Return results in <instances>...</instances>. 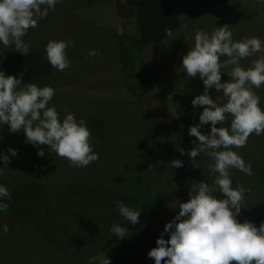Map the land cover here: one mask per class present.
I'll list each match as a JSON object with an SVG mask.
<instances>
[{
  "label": "rangeland",
  "instance_id": "374dc122",
  "mask_svg": "<svg viewBox=\"0 0 264 264\" xmlns=\"http://www.w3.org/2000/svg\"><path fill=\"white\" fill-rule=\"evenodd\" d=\"M181 19V27L172 38L147 44L141 51L132 48V38L137 35L133 0H62L50 10L48 16L30 28L25 40H31L30 52L46 56L44 46L49 40H71L66 49L71 62L63 71L54 70L52 77L39 81L38 86H52L56 93L50 102L61 117L65 112L83 117L91 132L93 150L98 159L86 167L70 165L66 158L48 151L37 155L38 149L25 143L22 132L8 131L5 124L0 129V153L8 155V149H17L11 163L4 167L0 178L10 182L36 179L47 187L52 197L61 199L66 187L81 182H96L106 188L124 191L133 200L132 208L141 211L136 225L127 221L129 236L119 240L107 238L99 232L103 211L92 207L79 211L71 227L70 245L67 250L55 252L49 249L31 227L22 230L0 231V264H88V259L99 252L111 257V264H154L147 253L156 247V240L164 225L171 220L178 198L177 168L168 164L173 159L188 157L194 164L197 182L210 185L208 164L211 158L201 153L195 161L187 153L194 147L195 137L188 128L199 123L203 106L193 108L191 101L202 94L204 85L199 77L191 79L180 68L182 57L193 44L198 29L209 33L216 26L229 25L234 40L258 37L264 40V3L260 0H166ZM182 25H187L183 28ZM91 49L97 55L88 56ZM13 50L0 45V53ZM264 52L241 61L244 67ZM153 72V89L140 96L136 85L138 77L147 78L143 70ZM222 74V81L228 80ZM264 108V84L254 88ZM218 103L226 102L222 90L209 93ZM101 120L95 128V120ZM230 118L222 125L227 126ZM94 125V128H93ZM158 129L149 138V127ZM210 131V122L201 128ZM179 149L184 150V155ZM252 165V175L231 169L230 175L249 191L244 204L250 215L260 224L264 221V135L250 134L241 148H233ZM0 162V167H3ZM161 192L167 198L162 217L148 214V206L154 193ZM96 214V215H95ZM10 224L0 215V228ZM145 230L148 240L140 242ZM168 239V234H164ZM130 245V246H129ZM166 259V258H165ZM163 264V260H162Z\"/></svg>",
  "mask_w": 264,
  "mask_h": 264
},
{
  "label": "clouds",
  "instance_id": "9594fccd",
  "mask_svg": "<svg viewBox=\"0 0 264 264\" xmlns=\"http://www.w3.org/2000/svg\"><path fill=\"white\" fill-rule=\"evenodd\" d=\"M62 0H0V45L14 47L21 54L30 53L31 40H25L30 28H36L38 22L45 19L50 10ZM264 3V0H260ZM187 28V25H182ZM166 37L172 38L174 32L165 27ZM193 44L182 57L180 68L187 77H199L204 85L202 94L192 99L193 108L203 106L199 113V123L188 128V134L195 137L194 147L187 155L193 161L201 154L211 158L208 164L210 177L215 179L210 185L201 180L189 191V199L180 203L172 220L164 225L163 232L156 240V247L148 251L147 256L154 264H264V221L259 227L254 222H240L245 194L249 191L242 184L232 186L231 169H237L246 175H252V165L245 162L233 148L243 147L250 134L264 135V108L260 96L254 88L264 84V55L250 61L244 67L241 61L264 52V40L252 36L234 40L229 25L216 26L210 33L198 29L194 33ZM71 40H49L44 46L47 62L51 68L63 71L71 62L66 49ZM98 49H91L88 56L97 55ZM222 74L230 79L222 81ZM211 89L222 90L226 102L218 103L209 94ZM56 89L52 86H38L36 83L22 82L15 75H6L0 70V129L8 125L9 132L25 136V143H31L43 157L48 145L49 152L66 158L70 165L86 167L98 159L93 150L91 132L83 117L76 118L75 113L65 112L63 117L54 104H50ZM230 118L227 126L222 125ZM210 122V131L203 133L202 126ZM3 137L0 136V140ZM184 155V150L179 149ZM8 155L0 153V175L4 167L11 163V157L18 154L17 149L9 148ZM168 164L179 168L183 161L173 159ZM195 164V163H194ZM196 165V164H195ZM197 166V165H196ZM198 167V166H197ZM219 190L223 198L214 193ZM11 199L9 189L0 184V212L9 208ZM119 215L136 225L140 221L138 211L123 201L115 204ZM183 218V219H182ZM0 231L8 232L7 225ZM110 232L117 239L129 236L127 226L114 223ZM168 234V239L164 234ZM166 258V259H165ZM88 264H111V257L99 252L88 259Z\"/></svg>",
  "mask_w": 264,
  "mask_h": 264
},
{
  "label": "trees",
  "instance_id": "16d2710c",
  "mask_svg": "<svg viewBox=\"0 0 264 264\" xmlns=\"http://www.w3.org/2000/svg\"><path fill=\"white\" fill-rule=\"evenodd\" d=\"M133 3L137 35L132 38L131 43L135 52L141 51L147 44L159 43L167 39L164 33L165 27L172 29L173 32L181 27L179 15L166 0H133ZM0 70H3L6 75H15L17 78H20L22 74V82L37 83L52 77L55 68H51L47 57L40 52H30L25 55L13 50H5L0 53ZM143 70L147 78L138 77L136 85L140 96L149 93L153 89L154 82L153 72L147 67ZM95 121V128H97L101 120ZM157 132L158 129L152 126L147 133L149 138H153ZM179 160L183 161V165L177 168L178 198L175 207H178L179 202H186L190 198V188L197 183L193 162L184 156ZM231 179L233 187L240 184L236 178L231 176ZM0 184H4L11 193V199L7 201L8 210L0 212V215L6 216L10 222L8 229L14 231L31 227L45 245L55 252L65 251L69 247L71 227L79 211L90 207L97 213L103 211L105 214L103 218L95 215L97 219H100L99 228L96 230L105 234L107 238H102L105 242L109 237L117 238L110 232L111 226L114 223L122 226L126 221L119 215L115 206L116 202L123 201L129 206L133 204L132 198L124 191L106 188L103 184L96 182L70 184L60 200L52 197L45 184L36 179L10 182L0 178ZM214 195L223 198L218 189ZM166 203L165 195L161 192L154 193L148 206L149 216L162 217ZM242 207L244 209L241 210L237 219L240 222L245 220L254 222L259 227L258 221L250 215L244 203ZM177 211L178 208L173 209L171 220ZM147 240V232L143 230L140 242L145 245ZM230 264H237V262L232 261Z\"/></svg>",
  "mask_w": 264,
  "mask_h": 264
}]
</instances>
